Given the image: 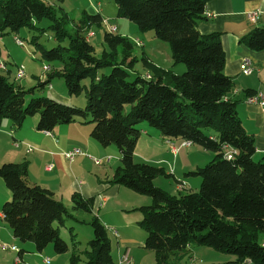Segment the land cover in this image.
Instances as JSON below:
<instances>
[{
	"label": "trees",
	"instance_id": "1",
	"mask_svg": "<svg viewBox=\"0 0 264 264\" xmlns=\"http://www.w3.org/2000/svg\"><path fill=\"white\" fill-rule=\"evenodd\" d=\"M206 2L114 0L118 18L136 24L141 32H154L169 44L173 66L187 68L175 74L144 53L142 61L150 78L131 79L138 63L134 48L140 45L117 32H105V48L98 55L88 35L93 28L104 27L100 14L84 12L74 21L71 34L64 30L72 20L62 6L47 0H0V34L17 35L25 28L41 34L52 30L57 42L52 49L40 40L30 43L41 60L58 65L51 66L46 81L29 90L0 75V123L9 119L20 129L27 118L39 116L37 129L44 132L74 122L92 124V139L103 147L116 146L120 152L121 166L113 183L152 198L151 205L139 208L143 215L139 226L147 234L145 248L154 252L155 264L180 262L191 246H207L235 258L226 264L246 260L264 264V161L254 160L255 138L246 132L235 103L227 98L234 84L224 72L226 55L220 35H202L198 30ZM44 20L52 23L48 29L37 26ZM244 42L252 50L264 51V27L256 28ZM104 69L111 70L105 74ZM55 78L64 80L70 96L85 93L86 106L33 96ZM128 105L131 109L125 113ZM143 123L168 141L189 142L215 154L207 165L189 173L201 179L198 192L166 193L154 181L172 175L163 167L135 160L141 136L138 126ZM229 150L236 152L231 160L226 157ZM27 176L26 163L0 166V180L12 194L2 207L4 221L15 239L31 242L38 253L49 245L58 255L68 253L70 248L56 225H64L72 216L53 192L30 185ZM72 203L74 210L93 212L94 199L74 194ZM91 226L94 238L85 251V264H118L111 254L108 229L98 217ZM79 261L73 253L70 264Z\"/></svg>",
	"mask_w": 264,
	"mask_h": 264
},
{
	"label": "rangeland",
	"instance_id": "2",
	"mask_svg": "<svg viewBox=\"0 0 264 264\" xmlns=\"http://www.w3.org/2000/svg\"><path fill=\"white\" fill-rule=\"evenodd\" d=\"M47 1L51 5H56L57 7L62 6L66 10L72 22L67 24L64 27V30L65 32H70L71 34L74 33V21H78L84 12L90 15L101 14L105 20H107L104 21V27L100 29L93 28L88 35V39H90L92 45L96 48L98 55H101L103 49L105 48L103 44V36L105 32H109V28L113 26L118 29L116 34L128 37L133 42H136L138 46L140 44V47L135 46L134 48V55L138 58V63H136L134 67L131 79H134L137 75L144 77L148 72L142 61L144 53H146L154 64L161 68L170 69L178 75L186 72L187 68L184 64H177L173 66L172 52L168 43L157 39L154 32H141L136 24L128 20L118 18L117 7L114 0ZM51 24L52 23L50 21L44 20L41 23H38L37 26L39 28L48 29ZM33 39L40 40V42L45 45L47 49H52L57 45V42L54 39V33L49 29L46 30L45 33L42 32V34L37 29L30 30L29 32L26 28L22 29L17 35L0 34V63L3 65V68L0 67V75L7 77L9 81L14 82L19 87L22 86L25 90L33 88L32 86L37 87L39 81L43 79L41 77L46 78L51 69L46 73L44 71V66L50 65L53 68L58 66L56 62L49 63L46 60H41L39 53L36 52L34 46L30 43ZM18 41L21 42L22 46H19ZM118 59L120 61L121 56H119ZM20 67H24L25 70L24 77L22 78L18 77ZM110 70L111 69H104L102 72L108 74ZM146 78H150L149 74ZM43 82L44 80H42L41 83ZM84 84L88 85V81H85ZM51 85L59 96H65L67 99L72 98V103H64L62 100L55 99L56 97L54 98L50 96V84L44 88H37L33 96H46L57 100V102L82 109L86 106L85 93H82L79 96H70L63 79L55 78L52 80ZM30 97L31 96H28V100ZM130 109L131 107L128 105L125 107L124 112L127 113ZM29 119H32V117L28 118V120ZM143 127H147L149 131L154 133L156 131L155 129L150 128L146 123L140 124L138 129L143 130ZM141 136L142 137H140L141 139H139L136 147L137 156H135V160L137 162H148L158 167H163L165 171L172 176L174 175L175 166L177 165L178 168L183 167L184 160L185 163H187V161L189 162L187 164H193L194 162L198 164L199 162V166L203 167L207 162H211L215 156L213 152L206 151L197 145H193L192 150L182 151L178 156V160H176V158L170 154L169 148L171 149V147H173L175 150L178 148L173 146V144L170 143L171 141L168 142L171 147L166 143L169 146L168 148L165 142H162L161 144L160 142H156L154 138H151L154 136L152 133H149V136H147L143 130ZM112 147V149L116 151V154L112 157L113 159L109 163H104L106 171H102V173L96 172L97 174H101L100 176L102 180L106 179L105 173L107 170L109 172H115L117 168L121 166L120 152L116 146ZM6 150V140L0 139V153H3ZM187 154H189V156ZM172 165H174V170H172ZM185 166L188 167H185L186 169L183 170L177 169V172L175 173L177 179H184V181L179 180L183 183L177 182L172 176H160L154 181L155 185L172 196L189 193V188L188 185L186 187L185 180L191 181L193 176L189 174L191 173L190 165ZM90 172L94 175L95 169H92ZM0 181L3 183L2 180ZM3 185L5 186L4 183ZM179 185H182V187H179ZM199 189L200 187H197L196 189L194 188L193 192H198ZM11 200L12 198L9 199V201ZM109 200V202L102 203L99 206L94 205L95 212L93 211L92 214L85 211L73 210L71 204L65 205L72 218H66L64 220V225H56V227L59 230L60 238L64 240L70 248L68 254H55L53 245H49L44 250L46 251L44 254H39L36 250L31 252L26 248V245L31 244V242H20L19 240L6 236L5 231H0V264H18L16 263V259L19 255L18 250L20 249H24L25 251L23 255L24 261L20 264H41L42 258H44L43 261L45 262V259L49 258L47 256H51L52 254L56 257L69 255V257H63V259H69L73 253L80 257L78 264H85V251L88 249V243L94 238L91 226V222L94 217H98L103 225L107 222L105 227L108 229L112 256L118 264H126L124 263L125 261L121 262L123 257L126 255L125 253H128L129 258L131 259L129 264H155L154 252L145 248L147 234L139 226V222L143 219V215L139 211V208L152 204V198L147 195L138 194L131 189L122 186L120 193L117 196L109 198ZM72 229L73 232H71ZM72 234L75 235L74 238ZM12 248L16 250H12ZM121 249L126 252L122 257L120 256V261L118 251ZM183 257L184 258H182L180 262L174 264H224L232 256L218 252L207 246H194L192 252L191 250H188V253L183 255ZM49 259L50 262L48 264H51L52 259Z\"/></svg>",
	"mask_w": 264,
	"mask_h": 264
},
{
	"label": "crops",
	"instance_id": "3",
	"mask_svg": "<svg viewBox=\"0 0 264 264\" xmlns=\"http://www.w3.org/2000/svg\"><path fill=\"white\" fill-rule=\"evenodd\" d=\"M207 13H211L213 18L208 19ZM250 13H259L258 19L252 21L249 18ZM100 16L104 21H107L101 14ZM262 27H264V0H207L204 19L198 24V30L202 35L219 34L221 37L226 55L224 72L226 76L232 79L234 84L227 98L235 103L236 110L246 132L255 138L256 152L254 160L257 162L264 161V111L258 106L248 104L246 97L258 92L264 94V51L250 49L244 42V39L256 28ZM244 61H249L250 66L254 69L251 75H245L242 72L241 66ZM148 74L147 72L144 77L148 76ZM41 78L46 81V78ZM20 87L23 88L22 86ZM50 91V96L56 97L55 99H60L64 103H72V98L67 99L65 96H59L51 84ZM27 120L28 118L20 129H16L9 119H4L0 123V139L7 142V150L0 153V166L4 163H26L28 166L27 178L30 185H39L50 190L54 193V197L57 200L61 201L64 205L71 204L72 207V196L74 194H79L84 199H94V205L99 206L102 203L109 202V198L117 196L120 193L122 186L113 183L115 172L107 170L105 180H102L101 174H97L106 171L104 163H109L113 159L112 157L115 156L116 151L112 149V146L103 147L92 139V124H86V126L81 122H74L58 125L53 132H50L51 136H48L46 132L37 129L39 116H34V118L32 117V119ZM143 128L147 136H149V133L154 135L151 138H154L156 142H160L161 144L162 142H165V144L170 142L162 138L158 132L155 131L154 133L149 131L147 127ZM143 130L141 131L143 132ZM170 143L178 148V153L175 154L173 147L168 144L171 147L170 149L166 144L170 154L176 160H178V156L182 151L192 150L193 148V145L190 147L184 146V141L181 140L171 141ZM29 147H32L33 150L29 151ZM74 148H80L83 154L76 156L72 161L67 160L64 157V153ZM135 155L137 156V148ZM187 155L189 156V154ZM95 160H99V164H96ZM187 163L189 162L187 161ZM187 163L184 160V166L178 168L176 165L175 170L174 165H172V169L174 170L172 177L179 183H183L181 181H184V179L176 178L175 173L177 169L183 170L186 169L185 167H188L185 165H190V171L194 172L197 168L201 167L199 166V162L198 164L196 162L193 164ZM49 167L52 168L50 169ZM92 169H95L94 175L90 172ZM200 180L196 176H193L191 181L185 180L189 193L193 192L194 188L200 187ZM3 183L0 181V231H5L6 236L15 239L12 230L4 221L2 214V207L5 201L7 202L12 198L11 192L6 189ZM105 225H107V222ZM262 243L264 245V235L262 236ZM26 248L31 252L36 250L32 243L26 245ZM193 248L194 246H191L188 250L192 252ZM18 252H21V255H19L22 261H24V249H20ZM45 252L42 253L44 254ZM125 252L122 249L118 251L120 261ZM47 257L52 259L51 264H70L71 257L63 259V257H69V255L56 257L52 254ZM43 259L41 264H45ZM233 261H235V258L231 257L226 263Z\"/></svg>",
	"mask_w": 264,
	"mask_h": 264
},
{
	"label": "built area",
	"instance_id": "4",
	"mask_svg": "<svg viewBox=\"0 0 264 264\" xmlns=\"http://www.w3.org/2000/svg\"><path fill=\"white\" fill-rule=\"evenodd\" d=\"M258 15H259V13H250L249 14V18L252 21H255V20L258 19ZM206 16H207L208 19L213 18V15L211 13H207ZM116 32H117V28L115 26H113V32L112 33H116ZM18 44H19V46H22V44H21L20 41H18ZM0 67L3 68V66H1V65H0ZM50 69H51V66H44V71L46 73L49 72ZM241 70H242V72L245 75H251L254 72V69L250 66V62L249 61H244V63L241 66ZM18 77L21 78V77H24V76L21 75V74H18ZM246 102L248 104L258 106V107H260L264 111V94L263 93L258 92V93H255V94H252V95L247 96L246 97ZM46 134L48 136H51V133L50 132H46ZM183 145L186 146V147H190L191 146V143L185 142ZM28 149H29V151H32L33 150L32 147H29ZM177 152H178V149L177 150L174 149V153L176 154ZM82 154H83V152H82V150L80 148H74L71 151H67L66 153H64V157L67 160L72 161L76 156L82 155ZM235 154H236L235 151L229 150L227 152V154H226V157H233L234 158V155ZM95 162H96V164H99L100 161L99 160H95ZM49 168L51 169L52 167H49ZM5 247L8 248L7 246H5ZM125 254L126 255L123 257V260L121 262H124L125 261L124 263L129 264V262L131 260L129 258V254L128 253H125ZM246 261H249V260H246ZM246 261H244L242 264H246ZM45 262L48 264L50 262V259H48V258L45 259Z\"/></svg>",
	"mask_w": 264,
	"mask_h": 264
},
{
	"label": "bare ground",
	"instance_id": "5",
	"mask_svg": "<svg viewBox=\"0 0 264 264\" xmlns=\"http://www.w3.org/2000/svg\"><path fill=\"white\" fill-rule=\"evenodd\" d=\"M109 32H113V27H111V28H109ZM0 65L1 66H3L2 65V63H0ZM18 71V70H17ZM24 73H25V70H24V67H20V70H19V72H18V74H21V75H23L24 76ZM22 78V77H21ZM149 79V78H148ZM229 160H231L233 157H227ZM179 187H182V185H179ZM12 250H16V249H14V248H12ZM19 251V250H18ZM17 252V251H16ZM23 261H22V259H21V257H17V259H16V263H18V264H20V263H22ZM46 263V262H45ZM248 263H250V261L249 262H246V264H248ZM47 264V263H46Z\"/></svg>",
	"mask_w": 264,
	"mask_h": 264
}]
</instances>
